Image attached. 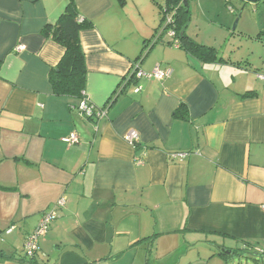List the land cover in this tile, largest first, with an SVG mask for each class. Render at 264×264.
Instances as JSON below:
<instances>
[{
  "label": "crops",
  "instance_id": "obj_1",
  "mask_svg": "<svg viewBox=\"0 0 264 264\" xmlns=\"http://www.w3.org/2000/svg\"><path fill=\"white\" fill-rule=\"evenodd\" d=\"M74 1L93 24L81 32L84 92L105 114L91 119L49 79L65 49L45 27L69 0H0V251L25 255L63 197L39 241L41 264L264 256V68L250 72L240 49L205 61L181 47L164 31L167 0ZM158 67L170 75L135 74ZM130 128L136 145L123 137ZM72 132L79 141L69 145ZM15 257L0 264H25Z\"/></svg>",
  "mask_w": 264,
  "mask_h": 264
},
{
  "label": "trees",
  "instance_id": "obj_2",
  "mask_svg": "<svg viewBox=\"0 0 264 264\" xmlns=\"http://www.w3.org/2000/svg\"><path fill=\"white\" fill-rule=\"evenodd\" d=\"M163 21L169 13L174 12L173 22L166 26L165 32L172 28L179 39L181 47L187 49L197 57L205 61L218 59V50L213 46L197 42L186 32L189 22V9L184 6L182 0H167L165 5ZM93 24L82 18L74 0H69L65 10L54 24L45 27V34L53 41L64 47L65 52L57 66L50 72V82L53 91L59 96H74L82 98L87 80L86 56L81 44V32L89 29ZM252 94L249 92V95ZM221 255H226L227 251L222 250ZM36 252L33 256L26 253L22 257L16 258L0 251V260L18 259L25 264H41L37 259Z\"/></svg>",
  "mask_w": 264,
  "mask_h": 264
},
{
  "label": "rangeland",
  "instance_id": "obj_3",
  "mask_svg": "<svg viewBox=\"0 0 264 264\" xmlns=\"http://www.w3.org/2000/svg\"><path fill=\"white\" fill-rule=\"evenodd\" d=\"M187 1L190 13L187 34L197 42L215 47L218 52L231 53L240 49L245 56L244 62H241L249 66L250 72L257 74L263 71L264 41H258V36L262 34L255 25L257 13L264 9V0L256 3L247 0ZM222 24L226 27H221ZM244 29H247L248 35H242ZM227 264H264V256L246 250L231 256Z\"/></svg>",
  "mask_w": 264,
  "mask_h": 264
},
{
  "label": "built area",
  "instance_id": "obj_4",
  "mask_svg": "<svg viewBox=\"0 0 264 264\" xmlns=\"http://www.w3.org/2000/svg\"><path fill=\"white\" fill-rule=\"evenodd\" d=\"M173 14L167 15L165 24L166 26L173 22ZM167 32L169 33V35L176 38V43L179 44V39L176 37L175 30L170 28L169 30H167ZM170 73V69H161L159 67L152 72H144L140 69L135 70V74L138 78L147 77L149 79L158 80L164 79L165 77L169 76ZM259 77L264 79V76L260 75ZM78 111L82 116H85L89 119L93 118L95 115L102 116L105 114V111L103 109L97 108L89 101L84 91L82 94V98L78 104ZM123 137L128 143L132 145H136L140 141V133L134 128H130L129 130H127ZM62 140L69 145H73L79 141V136L77 132H72L70 135L63 137ZM65 203L66 199L62 197L57 200V202L51 209L44 212L37 228L28 236L25 242V250L29 256H33L36 252H38L40 239L47 234L52 221L60 217L59 212L65 206ZM12 229L13 228L9 229V231H11Z\"/></svg>",
  "mask_w": 264,
  "mask_h": 264
},
{
  "label": "water",
  "instance_id": "obj_5",
  "mask_svg": "<svg viewBox=\"0 0 264 264\" xmlns=\"http://www.w3.org/2000/svg\"><path fill=\"white\" fill-rule=\"evenodd\" d=\"M183 1V5L186 6V7H189V3L187 0H182ZM247 1H250V2H253V3H256V2H259L260 0H247ZM239 18L240 16L238 17L237 21H236V24L234 26V29L236 28L237 24H238V21H239ZM225 251V250H224ZM232 251L231 250H228L227 251V254H231Z\"/></svg>",
  "mask_w": 264,
  "mask_h": 264
}]
</instances>
